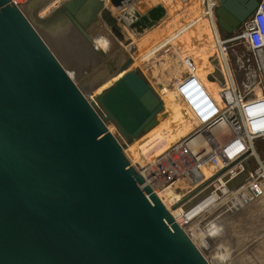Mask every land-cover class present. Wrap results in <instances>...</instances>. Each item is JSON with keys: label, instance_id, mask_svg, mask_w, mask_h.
I'll return each mask as SVG.
<instances>
[{"label": "water", "instance_id": "95a60500", "mask_svg": "<svg viewBox=\"0 0 264 264\" xmlns=\"http://www.w3.org/2000/svg\"><path fill=\"white\" fill-rule=\"evenodd\" d=\"M50 1L0 0V264H210L120 143L152 128L161 101L123 50L90 47L101 20L124 40L116 19L102 0H60L39 16ZM259 1L216 0L217 30L236 33ZM48 29L82 37L104 58L98 83L124 72L89 100L91 72L76 84ZM225 48L251 97L258 75L247 41ZM208 61L207 78L224 87L218 56Z\"/></svg>", "mask_w": 264, "mask_h": 264}, {"label": "built area", "instance_id": "2783aa9c", "mask_svg": "<svg viewBox=\"0 0 264 264\" xmlns=\"http://www.w3.org/2000/svg\"><path fill=\"white\" fill-rule=\"evenodd\" d=\"M216 5V0H198L199 13L213 21ZM128 39L133 44L134 34ZM215 40L223 66V47L232 41H247L259 92L243 97L232 83V74L224 73L231 83L215 98L203 86L194 65L188 72L178 73L173 95L195 125L153 160L139 167L133 164L170 213L175 212L171 213L173 219L192 243L206 253L212 248L209 225L218 223L221 215L238 212L264 190V157L257 151V142L264 140V0L240 30ZM168 43L162 42L161 47L171 57ZM156 92L162 101V90ZM170 189L175 192L171 198L163 200L158 195Z\"/></svg>", "mask_w": 264, "mask_h": 264}, {"label": "rangeland", "instance_id": "374dc122", "mask_svg": "<svg viewBox=\"0 0 264 264\" xmlns=\"http://www.w3.org/2000/svg\"><path fill=\"white\" fill-rule=\"evenodd\" d=\"M102 1L104 2V0ZM175 1L177 2L176 8H173L174 10L172 8L169 9V13H173L172 16L170 15L167 18H164V20L161 19L160 23H157L156 25L152 26L147 31L144 30L140 32L137 31L136 34H134L133 44H129L128 37L130 36L124 38V40L120 42V46H119L120 48H118V50L121 51L123 50L125 55L132 57L136 62V65H133L132 68H137L142 75H145L144 77L150 82L152 86H155L156 90H162L161 97L164 101H167L168 106L170 107L169 115L162 121H165L167 118L172 117L173 114H179L180 115L178 117L179 121L176 122V125H179L181 121H184V120H180V118L187 120V118L190 116H188L187 113L184 111V107L182 103L179 100H177L173 95L172 85H174V83L176 82V77L178 78V73L188 72L189 69H192L191 66L194 65L195 67L193 68L195 69L196 74L202 81L203 86H205V88L209 92L215 87L216 84H218V82H216L215 80L213 81L209 80L207 78V74L211 72L213 69L212 65L208 61V58L211 56L209 54V51L208 53H201L199 50L197 51V48L195 49V46H194V51L196 52L194 51L192 52V50L191 51L189 50L192 49V45H193L191 44V40L193 39L196 40L197 38L203 40L202 37L203 34L205 33V31L207 30L209 31L208 22H207L208 26H205L203 24L202 16L199 15L200 13L198 12V10H195V8L197 7L192 5V3L195 0H188L189 1L188 3H190L188 6L186 5L187 3L185 4V1L183 4H179L180 3L179 0H175ZM103 6L105 7L104 3ZM186 7L187 8L189 7L191 11L193 9L192 17L195 20L199 19L197 16L199 15L200 24L195 28L191 29L190 31H188L187 36L183 35L182 38H178L181 35V33L185 34V31L191 28L192 25L197 24V22H194L193 20L190 21L192 23H190L187 26L179 23L181 20L180 17H178V14L184 13ZM181 8L182 10H180ZM113 16L116 19V24L119 23V15L114 14ZM174 21H176L177 23L174 24ZM101 24L104 25L103 29L106 30L105 33L108 36L109 35L111 37L116 36L115 33H113L112 31L110 32L109 28L107 30V24L103 20H101ZM172 24L177 29L176 31H174L171 28ZM213 24L215 26L218 38L219 36L220 38L224 37L223 32L217 30L214 20H213ZM46 32L45 31L43 32V36L47 38L49 45L52 47V49L55 51V53L57 54V56L60 58V60L65 66H69L81 70L83 69V67H89V69L91 68L93 71L95 70V72L99 71L102 68L103 65L102 61L104 60V58L98 55L93 49L99 58L95 56V60L92 63L90 59L93 60V58H91L92 56L87 55L88 53L87 49L82 50L83 49L82 46L87 44V42H85V40H83L82 37L77 35L74 36L68 35V32H64L61 29L58 31L48 29V31ZM161 35H163L161 41L169 42L168 47H172V50L170 52L172 54L171 57H169L167 53L163 52L164 50L161 47L162 45L160 46L158 44L157 45L153 44ZM206 37L208 39H206V41L204 39L203 44L207 45L209 48L210 46L213 45L215 46L214 42L209 37V35H207ZM169 38H171V40ZM237 41H241V40H237ZM93 46L94 44L90 45V47ZM97 48L105 52L101 44ZM213 48L214 50H216L215 54L219 57V55L217 54L216 47ZM116 49L117 48H115V50ZM148 49H151V51L153 50L154 54H152L151 59L149 55L146 58V60H144V57H142L141 55L147 54L146 52L148 51ZM237 49L245 54L248 53V51L245 49L243 45H239ZM115 50L113 51V53L116 52ZM181 54L188 66L186 69L181 68L174 61V57L180 56ZM140 58L143 59L140 60ZM224 58L227 60L226 55H224ZM176 60H179V58H176ZM97 67H99V69H97ZM224 67L225 66L221 65L222 71L224 69L223 74L224 73L232 74L233 77L232 82L238 86L237 83L241 82V80L243 79L242 78L243 74L241 73L238 74L236 79L230 59L228 61V66L225 68ZM170 69H172L173 71H171ZM141 70H144V72H142ZM225 70H227V72H225ZM93 71L88 74L86 78L87 82L92 83L93 76L96 75L95 72ZM244 82H246L245 78L243 80V83ZM79 83H81V81ZM243 86L244 85L242 84V87ZM164 87L166 88L165 92H164ZM214 92H216V90ZM162 121L160 123H162ZM165 132L166 131L162 129L158 135L162 133L165 134ZM173 132L174 131H172V133ZM114 133H117V131L115 130ZM149 133L150 130L144 133L142 139ZM166 136L168 139L172 137V135H170L169 138L168 133L166 134ZM166 136L164 137L161 136L160 138H157L159 139V141H155L153 137L147 138L150 140H148V142L145 143L146 148H144L145 146L144 147L138 146L139 148L134 147V153H135L134 157H132V154L130 155L132 163L136 167H139L141 164H144L146 160H144L143 158H142L143 161L139 162L140 157L143 156L144 151H146L145 157H147V159L151 155L154 156L153 153L158 150V148L156 147H160L164 143L166 144L167 142L166 141L167 138H165ZM120 140L123 142V139L120 138ZM125 146L126 145H124V147ZM130 148H132V146H129V149ZM257 151L261 154L262 157H264V140H259L257 142ZM168 191H170L173 195H175V192L172 191L171 189ZM218 220H220L218 222L219 230L213 233L212 236L210 235L209 238L210 239L209 241H211L210 243L212 248L209 252L207 253L204 252V254L208 256L212 264H252L253 260L256 259L258 254L259 255L257 258L259 259L260 263L258 262L257 264H264V245H262L264 244V194L260 195L255 200H251L249 203H247L245 207L240 209L238 212H234L227 216L224 215L219 216ZM220 256H225L226 259L222 261L219 258Z\"/></svg>", "mask_w": 264, "mask_h": 264}, {"label": "bare ground", "instance_id": "6f19581e", "mask_svg": "<svg viewBox=\"0 0 264 264\" xmlns=\"http://www.w3.org/2000/svg\"><path fill=\"white\" fill-rule=\"evenodd\" d=\"M24 1L25 0H20L21 3H23ZM59 1L60 0H51L48 5H46L44 8H42L38 12V15L39 16H42V17H47L48 14L56 8V6L59 3ZM184 1H185V4L187 3L186 4L187 6L190 4V3H188L189 2L188 0H180V3L179 4H183ZM103 3L105 4V6L107 8H109V10L111 11L112 14L113 13H116V11L118 12V10L120 8L122 9L123 7H125V5H126V9L129 8L128 11H127L128 13H126V15L130 14L133 17V19L139 24V29L137 27L135 31H129L128 33L125 32V31H121V33L123 34V37H125V38H127L128 36H131L133 34H136L137 31L140 32L143 29H146L147 27L151 26L154 22L155 23L153 25H156L158 22H160L161 19H163V17H165V15H171L172 16L173 13H169L168 6L170 8L171 7L176 8V4H177V2L176 1L173 2V0H164V2H163V0H138V1H136V0H104ZM192 5H194L195 7H197V8H195V10H198V12L200 11L198 9V2H197V0H195L192 3ZM192 11H193V9H192ZM192 11L190 10L189 7L188 8L186 7V10H185L184 13L178 14V17H180V20H181L179 23L183 24L185 22L184 23L185 26H187L190 23H192V22H190L192 20L194 22H197V24L192 25L191 28H189L187 31H185V34L181 33V35L178 38H182L183 35L187 36L188 35V31H190L191 29L195 28L196 26H198L200 24V21H199L200 20L199 15H200V16H202L203 24L205 26H208L207 25V22L209 24V31L208 30L205 31V33L202 36L203 37V40L205 39V41H206V39H208L206 36L209 35V37L214 42L215 46L213 45V46H210V48H209L207 45L203 44V40L202 39L197 38L196 40L195 39L191 40V44H193V45H192V49H189V50L190 51L192 50V52H193L194 51V46H195V49L197 48V51L199 50L201 53H208V51H209V54L210 55H214L216 50H214L213 47H216L217 54L219 55V51L221 49L218 48L217 41L215 40V38L218 37V36H217V32H216L215 26H214L213 21H212V17H211V21H210L207 17L203 16L202 14H199V15H197L199 19L198 20H195L192 17ZM175 23H177V22L174 21V24ZM116 25L118 27V24H116ZM103 26H104L103 24H100V25L98 24L97 26H95V28L93 30L92 38H93V41H94V46L95 47H98L101 44L102 45V48H104L105 52H108V53H113V51L115 50V48H117L115 51H118V48H120L119 47L120 46V42L122 40L119 39V38H116L117 36H114V37H111L110 35L108 36L105 33L106 30L103 29ZM108 28H109V26L107 25V30H108ZM171 28L174 31L177 30L173 26V24H172ZM109 30L111 32V29L110 28H109ZM206 33H207V35H206ZM162 36L163 35H161L153 44H156V45L158 44V45L161 46V44H162V41H161ZM225 36H227V35H224V37ZM99 37H104V38L107 39L108 46L106 48L104 47L103 41L98 40ZM219 38H220V36H219ZM218 40H220V39H218ZM82 47H83L82 50L87 49V52H88L87 55L88 56H92L91 58H93V60L92 59H90V60L93 63L94 60H95V56H97L96 53L91 48H89V47H85L84 45ZM223 48H225V47H223ZM194 52H196V51H194ZM146 53L147 54H143L142 55V57H144V60H146V58L149 55H150V59H151L152 54H154L153 53V50L151 51V49H148V51ZM226 56H227L226 64L228 66L229 59H228V53L227 52H226ZM223 57H224V55H223ZM176 58H179V60H176ZM142 59L143 58H140V60H142ZM174 61L181 68H185L186 69L188 67L187 64H186V61L182 57V54L180 56H175L174 57ZM133 65H136V62H135L134 59H132V64L129 67H133ZM221 65H222V63H221ZM224 66L227 67L226 65H224ZM66 68H67L68 73L71 75V77L73 78V80L76 82V84H79L80 81H81L82 84L83 83L86 84V81L84 79L85 78V74L84 73H87L88 74V72H92L93 71L91 68L89 69V67H83L82 70L81 69L72 68V67H66ZM170 70L173 71L172 69H170ZM223 71H224V69H223ZM93 72H95V70ZM123 72L124 71H120V72L115 73L114 75H112L111 77H109L108 79H106L103 83L102 82L98 83L97 81H99L100 79H99L98 76H96L93 73L95 76H93L92 83L89 82V84H88V87L91 84V86L89 87V90H91V88H93V90H91L90 93H88L87 90H86L85 91L86 97L89 100H91V98L93 97V95H95L97 92L101 91L102 89H104L105 87H107L108 85H110L111 83H113L117 78L120 77V75H122ZM225 72H227V70H225ZM225 74H227V73H225ZM225 74H224V79H225V86L224 87L227 86L228 82L231 83L230 78L225 77ZM228 75H229V73H228ZM232 80H233V77H232ZM95 83L96 84H99V85H97V87H96ZM233 85L238 88V86L235 85L234 83H233ZM243 85H244L243 87H245L247 84L244 83ZM224 87H222L219 84H216L215 87L212 90H210L211 95L213 94V96L216 98L217 97V94H218V91H220ZM248 88H250V87H248ZM215 90H216V92H214ZM251 92L252 93H258L259 92V88H258L257 84H255L253 86V88H251ZM169 111H170V107L168 106L167 101L162 100L161 103H160V105H159V107L156 108L151 113V119L153 120V126L150 129V133L148 135H146L143 139H142V137H140V138H138V139H136V140H134V141H132L130 143H126L124 141L122 142L120 140V143H121V145H122V147L124 149V152L127 155V157H128V159H129V161H130L131 164H133V163L131 161L130 155L132 154V157H134V154H135L134 153V147H136V148L138 146L139 147L140 146L144 147L145 146V143L148 142V140H150V139H147V138H152L153 137V139L155 141H159V139H157V138H160L161 136L164 137V136H166L167 133H168V137L169 138H170V135H172V137L170 138L171 140L168 139L167 136L165 137V138H167L166 139V141H167L166 144L164 143L160 147H156V148H158V150L153 153L154 156L151 155L148 158L149 160H153L155 158V156H158L159 154H161L167 147H169V145H171L172 143H174L177 140H179L181 137H183L185 134H187L194 127L195 122L193 121V119L191 117H188L187 120H185L183 118H180V120H184V121H181V123L179 125H176V122L179 121V118H178L180 116L179 114H173L172 117H169L165 121H162V120H164L169 115V113H170ZM161 121H162V123H160ZM106 124H107L108 129L112 133H114V131L116 130L115 126L109 120L106 122ZM172 128H174V129H172ZM162 129L166 131L165 134L162 133V134L158 135L161 132ZM172 131H174V132L172 133ZM160 142H162V141H160ZM124 145H126V146L124 147ZM129 146H132V148L129 149ZM144 148H146V146ZM145 154H146V151H144L143 156L140 157V161L139 162H142L143 159L146 160V161H148L147 157H145L146 156ZM262 194H264V193L262 192ZM158 195L160 197H162L163 200H165L167 197H170L171 198L173 196V194L170 191H168V190H167V192L166 191L161 192V193L159 192ZM171 213L174 214L175 212L172 211ZM209 228H210L209 231L211 233L209 235H212L213 233H215L216 231L219 230L218 223H211L209 225ZM258 255H257V257H258ZM260 255H261V253H260ZM257 257H256V259L253 260V263L252 264H257L258 262L260 263V261H259V259ZM206 258L209 261V263L212 264V262L209 260L208 256H206Z\"/></svg>", "mask_w": 264, "mask_h": 264}, {"label": "crops", "instance_id": "0c3cea01", "mask_svg": "<svg viewBox=\"0 0 264 264\" xmlns=\"http://www.w3.org/2000/svg\"><path fill=\"white\" fill-rule=\"evenodd\" d=\"M136 1H138V0H136ZM107 9L109 10V8H107ZM125 9H126V5L122 9L120 8L118 10V12L116 11V13H113V14L111 13L112 15H114V14L119 15V23H117L119 30L125 31L128 33L129 31H135L137 27L139 29V24L133 19V17L130 14L126 15V13H128L127 11L129 8L126 10ZM168 16H170V15H165V17H163V20H164V18H167ZM158 23H160V22H158ZM152 26H154V25H152ZM152 26L147 27L144 31L149 30ZM263 193H264V191H263Z\"/></svg>", "mask_w": 264, "mask_h": 264}, {"label": "clouds", "instance_id": "9594fccd", "mask_svg": "<svg viewBox=\"0 0 264 264\" xmlns=\"http://www.w3.org/2000/svg\"><path fill=\"white\" fill-rule=\"evenodd\" d=\"M98 40L103 41V44H104V47H105V48L108 46V41H107L106 38H104V37H99ZM219 258H220V260H222V261H223L224 259H226L225 256H220Z\"/></svg>", "mask_w": 264, "mask_h": 264}, {"label": "flooded vegetation", "instance_id": "af4514ba", "mask_svg": "<svg viewBox=\"0 0 264 264\" xmlns=\"http://www.w3.org/2000/svg\"><path fill=\"white\" fill-rule=\"evenodd\" d=\"M154 23H155V22H154ZM154 23H153V24H154ZM153 24H152V25H153ZM152 25H151V26H152ZM143 30H145V29H143ZM143 30H142V31H143ZM262 245H264V244H262Z\"/></svg>", "mask_w": 264, "mask_h": 264}]
</instances>
